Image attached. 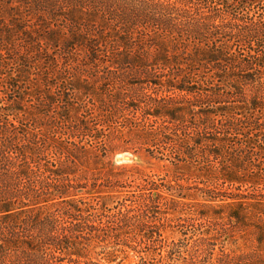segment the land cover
Segmentation results:
<instances>
[{
  "label": "trees",
  "instance_id": "obj_1",
  "mask_svg": "<svg viewBox=\"0 0 264 264\" xmlns=\"http://www.w3.org/2000/svg\"><path fill=\"white\" fill-rule=\"evenodd\" d=\"M261 1L0 0V58H18L0 78V264H105L148 239L160 186L114 163L130 142L170 154L215 202L195 219L223 222L177 264H264ZM234 231L242 246L209 241Z\"/></svg>",
  "mask_w": 264,
  "mask_h": 264
},
{
  "label": "rangeland",
  "instance_id": "obj_2",
  "mask_svg": "<svg viewBox=\"0 0 264 264\" xmlns=\"http://www.w3.org/2000/svg\"><path fill=\"white\" fill-rule=\"evenodd\" d=\"M253 9L255 11L259 9H264V0L259 4H254ZM18 58H0V78L6 73L15 70V63ZM36 59V58H35ZM59 65H62V61L68 59L70 61L73 58H56ZM81 59V58H79ZM84 59V58H83ZM34 60V58H33ZM67 61V60H65ZM14 72V71H13ZM131 137H127V140ZM134 143V142H133ZM127 148L125 150L117 151L113 154L114 163L122 164L126 168L135 167L141 170L147 178L151 179L154 183L158 184L159 187V199L152 203L149 207L148 214L151 220V225L147 227L144 232L141 233L149 235L148 239H143L136 243L131 242L133 247L123 246L124 253H119L112 261L105 264H140L141 260L145 262L143 264H170L162 259L169 247L172 244L175 246L171 250V255L176 258L173 264H177V254L184 255L187 250H185L184 244L194 243L199 236V232L202 229H207L209 232H214L215 228L222 226L223 222L215 221L214 224L208 223L205 219L197 220L195 219L193 213L194 202H208L204 199V196H200L199 193L193 188L196 185V178L194 175L186 169L175 168L174 164L170 162V154L164 152L163 154L157 151H149L146 147L133 146L132 142L125 144ZM172 148V147H171ZM173 150V149H172ZM175 176V178L173 177ZM167 182L171 184V187L167 186ZM171 193V194H170ZM183 194L182 200L184 203H177V206L173 208L169 207L168 201L173 196L176 200L177 195ZM187 196V198L185 197ZM109 199H106L108 201ZM111 205V203H110ZM206 209H210V205H204ZM153 224V225H152ZM151 226V227H150ZM212 234V233H211ZM234 234L227 243L220 239L219 235L215 236L216 240H209L210 243H214L215 250L222 248V246H227L229 248H234L237 245H241L244 239L240 237L239 233L236 231L232 232ZM223 238V237H222ZM98 245L102 246L103 242H98ZM177 244L180 245L181 251H177ZM212 246V245H210ZM242 246V245H241ZM99 251L98 247H96ZM216 254H213L212 257ZM101 253L92 254V257L99 259ZM102 262H105L100 258Z\"/></svg>",
  "mask_w": 264,
  "mask_h": 264
}]
</instances>
